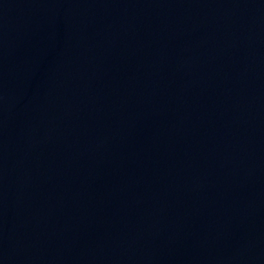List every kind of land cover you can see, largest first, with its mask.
<instances>
[{
  "label": "water",
  "instance_id": "95a60500",
  "mask_svg": "<svg viewBox=\"0 0 264 264\" xmlns=\"http://www.w3.org/2000/svg\"><path fill=\"white\" fill-rule=\"evenodd\" d=\"M0 264H264V0H0Z\"/></svg>",
  "mask_w": 264,
  "mask_h": 264
}]
</instances>
